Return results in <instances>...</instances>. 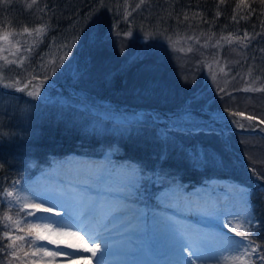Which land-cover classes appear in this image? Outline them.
Masks as SVG:
<instances>
[{"label": "trees", "instance_id": "trees-1", "mask_svg": "<svg viewBox=\"0 0 264 264\" xmlns=\"http://www.w3.org/2000/svg\"><path fill=\"white\" fill-rule=\"evenodd\" d=\"M126 1L130 6L127 11L131 13L127 17ZM139 3L140 0H36L30 10L27 5L32 0L0 2V50L18 52L23 68H32L28 79L33 76L44 79L47 75L51 81L70 85V90L62 84L51 88L62 91L65 98L39 101L42 114L35 120L39 123L37 128L36 124L18 127L0 120V188L10 179L30 175L70 151L100 154L106 145L121 146L125 153H117L115 158L133 159L143 169L142 184L150 190L159 182L190 188L214 174L222 178L238 177L253 187L255 213L260 216L259 221H264V204L255 194L264 187V124L259 122L264 120V7L259 0H224L223 3L221 0H145L137 8ZM45 6L52 12L47 20L39 21L38 8L43 10ZM36 23L40 25L39 33L31 29V34L18 35L23 33L22 28ZM7 30H13L15 35L11 39L18 38L19 45H3L1 39ZM128 32L131 35H125ZM26 36H30L27 43ZM153 36L166 41L168 53L172 52L178 68L189 66L196 73L187 82H180L179 78L175 81L180 85L171 99L168 95L174 87L163 78L154 87L164 99L149 101L142 96L144 90L139 81L146 78L147 66L168 59L167 56L158 59L157 46L153 47L156 51L145 48L144 44ZM56 41H73L74 46L70 52L54 51ZM54 54L58 56L51 57ZM53 61H60L61 69L69 68L57 76L59 71L52 70ZM182 90L183 94L177 97ZM83 92L87 102L74 96ZM8 95L16 103L29 104L30 98ZM193 98L198 101L194 106L200 116L203 111L199 105L223 108L231 120L225 126L227 129L203 128L189 135L186 141L174 134L176 142L171 143L168 138L162 141L159 137L169 123L151 112L146 115L155 122L110 121L105 125L108 130H101L100 127H106L98 123L101 118L90 107L92 100L96 104L116 106L111 109L118 111L146 108L154 112L173 108L172 102L185 107ZM230 112H242L244 116L233 117ZM34 113L32 106H21L15 111L14 121L21 125L20 120ZM249 115L257 119H246ZM234 120L244 127H238ZM254 127L256 130L250 131ZM163 148H169L166 160L165 154L161 155ZM181 166L185 168L179 172ZM176 174L181 175L180 181L175 179ZM145 203L148 209L155 205L152 194L148 193ZM9 209L15 208L0 202V220ZM15 211L11 213L17 215ZM19 217L34 222V218L24 217L23 213ZM21 227L26 225L22 223ZM4 229L0 227V264H24L19 256L32 247L18 241L22 251H18V258L10 257L3 251L10 242L1 235ZM250 239L264 245V233Z\"/></svg>", "mask_w": 264, "mask_h": 264}, {"label": "rangeland", "instance_id": "rangeland-1", "mask_svg": "<svg viewBox=\"0 0 264 264\" xmlns=\"http://www.w3.org/2000/svg\"><path fill=\"white\" fill-rule=\"evenodd\" d=\"M126 5L127 8L126 10L130 9V6L128 5L127 1H126ZM125 5V6H126ZM39 9V21H44L48 19V16L51 14V10L49 9V7H45V9H41L40 7ZM91 16V15H90ZM95 23V20H94ZM91 25V23H90ZM40 25L39 23H36L33 26L29 27V30L31 31V29H37L39 28ZM23 30V28H22ZM6 37L7 39L3 38L2 43L3 45H6L8 47V44L11 43H16L17 45H19V39H11V36L13 37L15 34L13 32V30H11V32L9 30H7L6 32ZM19 36H23V35H28V34H24L23 33H18ZM24 40V39H23ZM30 40V36H26L25 37V42H29ZM61 40V39H60ZM63 40V39H62ZM161 37H152L151 41L145 45V48L147 50L150 51H156L153 50L155 48V46H157L156 49H159V58H162L164 56H167V58H164L162 60L161 63L159 62H153L152 64L148 65L146 68V78L143 79V81H139V85H141V90H144V92L142 93V96H144L146 99H148L149 101L153 100V98L158 99V98H162L159 94H157L155 91V84L160 83V79H165L167 81V83H170L174 88L173 90H171V94L168 95V98L171 99L172 96L175 94V91L177 89V87L180 85L179 83H176L175 81L178 82V78L180 80V82H187L189 80L190 75L195 77V70H192L191 67H187V68H178L179 63L176 65L175 61L172 60L173 55L172 52L168 53V47L166 44V41H160ZM164 44V45H162ZM61 45H64L63 48H61ZM73 41H64L62 43V41H56L53 43V49L54 51H57L58 49L69 51L71 49V47H73ZM177 47V46H176ZM5 48L0 50V70L2 69H7V71H0V84L6 88L9 89L10 87H6L5 85L7 84H12L13 81L15 80H19L20 84L22 85L25 82L28 81V78H30V76L28 75V72L32 69V68H23V64H22V60L21 58H18L16 53L18 52H14V53H8L6 51ZM170 50V47H169ZM15 51V50H13ZM176 51V50H174ZM70 52V51H69ZM184 52V51H182ZM148 53V52H147ZM175 53H178V51H176ZM77 55V54H76ZM184 58V54H181ZM58 56L57 54L52 55L51 57H55ZM189 56V55H188ZM190 58V57H188ZM74 60L76 61V59H71V61ZM51 61V59L49 60ZM15 62H19L17 63L18 65H13ZM52 69L53 71L58 70L59 72L57 73V76L60 75V72H64L67 70V68H69L68 66H64V68L61 69L60 67V61H53L52 62ZM13 65V66H12ZM50 65V66H51ZM156 67L153 68V66ZM197 68V67H196ZM54 76V74H53ZM173 77V78H172ZM32 79V77H31ZM38 82H34L33 84L30 85V89L39 86L40 87V92L41 95L39 97H29L27 95V90H25L24 92H20L17 91L16 93H13L12 95H18V96H25L27 99L30 98L29 100V104H25L26 102L23 103H16V101L13 99V97H11V95H8L9 93H6L3 90H0V120H3L4 122L8 121V123H12L13 126H34L36 124V128L38 126V120L35 121L37 118H39L42 114V108L38 107L40 106L38 103L39 101H47V100H51V99H58L61 100L65 97H63V93L62 91H55L52 90L51 88L53 87H57L58 84H62L61 81L56 85L55 80H47L46 82H44L43 84H41V81H43V78L37 77ZM55 82V83H54ZM17 87H21L16 85ZM16 87V88H17ZM158 87H161L158 85ZM140 91V89H139ZM159 91V90H158ZM3 92V93H2ZM137 90L135 89V94H137ZM184 90L181 91V93L178 94L177 97H179L181 94H183ZM81 100L84 99L85 96V92H83L81 95L79 94ZM141 97V96H140ZM98 98V97H97ZM68 97L65 99L67 100ZM64 100V101H65ZM189 100V99H187ZM91 101V108L97 112V114H99L100 118L98 120V123L100 125H102L103 127L106 125V123L108 124V122L112 121V122H132V121H154L155 119H151L150 116L146 115V113H148L147 109H139V110H135V111H118V110H114L111 109V107H108L105 104H96L98 103L97 101H95L96 103H94L92 100ZM93 102V103H92ZM166 102V101H164ZM173 103V108L168 107V109L170 110L169 114L166 113L168 111V109H165V111L161 110V108L158 109V111H154L150 114H152L153 116L157 117L159 120H163L165 122L170 123L171 120L176 118V114L181 112L184 108V106H178V104ZM185 104V103H184ZM26 105L32 106V109L34 110V114L31 115L29 114V116L27 118H25L26 120H20L19 123L21 125H17L14 121L15 118V111L17 108L21 107L22 108ZM197 106H194V108ZM199 110L203 111L202 115L200 116V114L196 116V119L199 121L201 128L203 129H215L217 130L218 128L222 127V129H227V127H225L228 123L231 122L230 119H228V115L227 113L224 111L223 108H209V107H202V106H198ZM203 108V109H202ZM172 109V110H171ZM30 111V110H28ZM40 122V121H39ZM162 126V125H161ZM106 127V126H105ZM108 127V126H107ZM106 128H101L102 130H108ZM232 129V128H231ZM256 130V128H250V131ZM165 132V131H163ZM161 133H159V137L161 138V140L166 141L164 136L161 135ZM182 137L183 141H186L189 138L188 134H178ZM209 138H213L211 135L208 136ZM164 138V139H163ZM167 138L169 139V141L172 143L176 142L175 140V135L172 134L169 137L167 136ZM163 145H167L166 143ZM169 148H163L161 150V155L165 154V156H168L169 152H168ZM117 153H125L123 148L121 146L117 147V148H111L109 146L106 145L105 149L97 156H90L88 154H83V153H76V152H71V154H69L70 158L74 159H88L89 162L85 165H93L96 166L98 168L104 169H111L114 170V179L116 181H119L122 177L123 172L126 170V166H133L136 168H139V166L136 163H133V159H130L128 157H124L122 158H115L117 157ZM120 157V156H118ZM69 158V157H68ZM74 159H69L70 163L73 164L72 160ZM179 162H177L178 165ZM180 165V164H179ZM83 167V166H82ZM77 168V167H75ZM184 166H181L179 168V172H181L182 170H184ZM178 170V169H177ZM79 172L80 170H78L77 172H70L72 175H77L79 176ZM49 174L51 176H53V172L49 171L48 169H44L42 171L36 172L35 174H33V176L28 177V175L25 176H21L19 178H13L10 179V181H8L7 184H5L4 186H2V188L0 189H7V190H19V187L22 185H25V181H27V185H32L35 189L32 193L30 192H23L22 195L25 196H30V199L28 202H35V203H43V206L46 207V202H47V197L44 196L43 194L40 193V187L38 186V184H33V179L36 178L39 175H43V174ZM54 179V177H52ZM142 179L143 176L142 174L140 176H135L133 175L132 177H130V179L128 180V183L126 185V190L125 192L122 193H111V194H107L104 192V190L100 187H92L90 185H77V187H79L81 190H83L84 188L86 189L85 191L89 192L92 191L93 193L90 194L91 196H94L96 193L100 192L103 195H108L109 197H104L106 199L109 198H118L121 201V203L123 204V206L115 212L109 211L110 212V216L109 219L110 220H121L120 222H122V219H124L123 224H115V225H120L121 228H123L122 232H121V236L123 235L125 238H122L121 241H123V243H121L120 246V252L122 254L121 258L117 257V255H111L112 257L109 258V263H113V264H139L141 262H143L144 260L148 259L150 260L151 264H165L166 261L165 259H163L164 257L158 254H154L152 256H146L144 254V250L147 248H152L154 251L156 249H158L162 243V236L159 235L158 233H155L153 231L152 225H153V215H167V216H174V218H178L181 219L182 222L186 223L189 227L191 228H206L211 224V221L207 220L206 218H204L198 211L193 210V211H189L187 208V204L189 202H193L196 206H198L199 208H203L207 205H215L218 209L221 210H225V211H239L240 207H241V195H244V199L245 200H249V203L247 205L248 208V214H253L254 213V217L255 219L259 220L260 216L258 214L255 213L256 208H255V202L253 200V187H251L248 183L242 182L240 179H238V177H219L216 176L215 174L205 178L206 180L200 184H196V185H192L190 188H188L185 185L182 184H170L167 185L166 183L163 182H159V184H157L156 188H152L150 190V187H146L144 184H142ZM175 179L177 181H180L181 179V175L180 174H176ZM14 181H18L19 184L17 185L16 189H12L11 185ZM50 181V180H49ZM73 180H71L72 182ZM38 183H42V180H39ZM76 184H78L79 182H74ZM186 183V181H185ZM153 184V183H152ZM50 185L51 187L57 188L59 190H54L55 192L60 191L61 186L64 185V183L60 182L59 180H51L50 181ZM26 186V185H25ZM43 188V186H42ZM262 189V191L255 193L258 196V199H260L262 201V203L264 204V187H260ZM148 189V190H147ZM45 192V191H44ZM148 193L153 195L154 201H155V205L149 208L148 211V207L145 203V200L148 197ZM165 193H167L168 197L163 196ZM31 194L33 195L34 198L36 199H40L39 200H34L31 196ZM161 196V201L158 199V197ZM169 198V200H168ZM177 199H179V204L175 203V201H177ZM255 199V198H254ZM0 202L5 203L6 205H8V207H14L13 205H9L6 201V198L3 195V192L0 191ZM169 202L171 203V205L169 204ZM212 202H215L214 204H212ZM168 205L171 206L167 209H161V205ZM103 207H105V205H103ZM108 209V206H107ZM15 209H9L7 212L3 213L1 215V220H0V227H4V221H3V217L4 215L7 213L8 215L13 216V218H17V215L12 214L11 211H14ZM16 212V211H15ZM189 213L194 214L197 218H191L188 215H191ZM45 213L42 212H38L36 213V218L34 219V223L37 224H49L46 220H45ZM120 216H122V219H120ZM115 217V218H114ZM33 218V217H32ZM119 218V219H118ZM221 221L223 222H227V221H232L233 223H236V219H240L243 220L244 217H237L234 218L233 216H221L220 217ZM128 225V226H127ZM126 226V227H124ZM116 228V227H114ZM5 230L8 229H4L1 231V235L3 236V232ZM118 230V229H117ZM223 233L226 234L229 237H236V234L234 232H229L226 231L224 228L222 229ZM129 232H132L133 234H129ZM13 235L19 234V235H25L26 236V232H16L13 231L12 232ZM237 239H239V237H236ZM254 240L255 243L257 244H261L258 240L256 239H252ZM120 241V242H121ZM113 244L118 242V239H113ZM37 245H42V246H46L49 250H56L54 247H52V244H48L47 241H37L36 242ZM135 243V244H133ZM115 245V244H114ZM131 245H134V247H130ZM36 249L35 247H32L31 251H27L28 255L25 256L23 254V256H19V258L21 260L24 261V264H49L50 258L48 257H43L41 258V255L38 253L37 255L33 256L31 253L34 252ZM67 253V252H66ZM130 253H134L132 256H129L128 258L126 256L130 255ZM262 254V253H261ZM91 254H85L83 255V257L86 258V263L85 264H97V260L94 261V258H92L90 256ZM157 255V256H156ZM225 256H228V253L224 254ZM163 257V258H162ZM84 258V259H85ZM156 258L158 260H156ZM116 259V260H115ZM253 259L257 262V264H259V256H254ZM55 260H59V259H55ZM70 260H73V257H71ZM88 261V262H87ZM90 261V262H89ZM165 262V263H164ZM58 263V262H56ZM236 263L234 261H227V264H233ZM212 264H215V262H212Z\"/></svg>", "mask_w": 264, "mask_h": 264}, {"label": "snow or ice", "instance_id": "snow-or-ice-1", "mask_svg": "<svg viewBox=\"0 0 264 264\" xmlns=\"http://www.w3.org/2000/svg\"><path fill=\"white\" fill-rule=\"evenodd\" d=\"M2 3H9L10 0H0ZM224 0H221L223 3ZM36 3V0H32V4L27 5L31 10L32 5ZM145 3V0H140V3L136 5L139 8L142 4ZM259 3L264 7V0H259ZM103 6V4L101 5ZM47 7V6H45ZM127 8V5L125 6ZM239 7V5H238ZM131 13L125 10V17ZM187 19V16H185ZM235 19V17H233ZM37 33L40 32V29H35ZM23 32L31 34L28 27L23 28ZM125 35H131L130 32L125 33ZM247 36V33H245ZM7 39V37H4ZM30 51V49H28ZM62 57L61 59H64ZM0 71H7V69H2ZM32 79H37L33 76ZM49 79L47 75L44 76L41 84L46 82ZM20 81L15 80L12 84L5 85L6 87H14L19 85ZM31 80L27 81L21 87H17L16 90L24 92L27 90V95L29 97H39L41 95L40 87L36 86L30 89ZM223 91V89H221ZM247 91V89H245ZM198 101L193 98L183 110L176 114V118L171 120V122L165 126V132L161 135L167 139V135L172 134H188L191 135L196 131H203L199 121L196 119L197 112L194 108V105ZM230 115L233 117L244 116L242 112H230ZM246 119L254 121L257 118L255 116H247ZM260 123L264 124V120H260ZM238 127L243 128L244 125L238 120H234ZM159 158V157H158ZM165 160L166 156L163 157ZM2 167V165H0ZM83 173V174H81ZM143 173V169H139L133 166H126V170L123 172L122 177L119 181L114 179V170L111 169H101L93 165H84L79 172L80 180L79 183L73 185L74 188H77L78 191L70 192L74 198L78 200H83L85 198L88 201L92 200L91 196H88L87 192L81 190L77 185H90L92 187H100L104 190L105 193H122L126 190V185L128 180L133 175L140 176ZM151 178V176H149ZM18 181H14L11 185L12 189H16ZM26 185V186H25ZM25 185L19 187V190H7L0 189L3 192L4 197L9 205H13L17 212V218L8 215L7 213L3 217L4 228L8 229L3 232V238L10 241L6 247H3V251L8 252V255L14 259L18 258V251H22V247L17 244L18 241L27 243L30 247H35V251L31 254L33 256L38 253L41 255V258L48 257L50 258L49 264H54L55 259L59 256L68 255L67 253L59 250L61 245L65 248L74 249L77 252H87L91 253L92 258H96L99 253H101L102 248L100 244L92 242L90 245L85 241L84 236L80 235L79 231H72L71 226H62L58 228H52L49 224H37L34 222L27 221L26 219L22 220L19 217L20 213L24 214V217L31 216L34 219L36 218V213H50L53 212V208H46L43 206V203L28 202L29 197L22 195L23 192L34 191L32 185ZM244 195H241V207L239 211H225L218 209L215 205H207L203 208H199L193 202L187 204L189 211L196 210L204 218L211 221V224L206 228H191L186 223L182 222L181 219L174 218V216L167 215H153V231L162 236V243L158 249L155 251L152 248H147L144 250L146 256H152L158 254L164 257L166 264H227V261L231 260L236 262V264H257L253 259L254 256H259V264H264V245L257 244L254 240L250 239V236H259L264 233V221H259L255 219L254 213L248 214L247 205L249 200L244 199ZM34 200H39L33 197ZM163 196H167L165 193ZM109 197L108 195L100 196ZM161 201V196L158 197ZM169 200V198H168ZM122 200L118 198H109L102 201V205L108 206V212L118 211L123 204ZM97 204L101 203L100 200L96 201ZM179 204V199L175 201ZM171 205V203L169 202ZM57 216L60 213H55ZM221 216H233L234 218L243 216L244 219H236V223L232 221H227L226 223L221 221ZM104 217H101L96 222L99 223ZM25 224L26 227H21V224ZM82 224L87 225L88 221H81ZM228 228L229 231L234 232L236 237H229L223 233L222 229ZM91 231L90 228L87 229ZM26 232L25 235H13L12 232ZM65 237H74L81 243L73 244L66 243L63 238ZM30 238V239H28ZM37 241H47L48 244L56 245V250H49L46 246L37 245ZM11 250V251H9ZM228 253V256L224 254ZM25 256L28 255L27 252L24 253ZM76 258L84 259L83 256H77ZM34 264V262H33Z\"/></svg>", "mask_w": 264, "mask_h": 264}, {"label": "bare ground", "instance_id": "bare-ground-1", "mask_svg": "<svg viewBox=\"0 0 264 264\" xmlns=\"http://www.w3.org/2000/svg\"><path fill=\"white\" fill-rule=\"evenodd\" d=\"M71 180H77L76 177H69ZM56 180H59L61 183L63 180H60V178H56ZM74 184H64L61 186L60 191H54L59 190L57 188L51 187L50 181H45L43 188L40 187V193L47 197L46 202V208H53V212L45 213V220L50 223V226L52 228H58L62 226H71L72 231H79L80 235L84 236L85 241H87L90 245L92 242H96L100 244L102 251L98 254L96 258H94V261L97 260V264H113L109 263V258H111L112 254L117 255V257L122 256L120 252V246L123 241H121L122 238H125L123 235L121 236V232L123 228H121L120 225H115L117 223L123 224L124 219H122V216H120L121 220H110V212H108L107 206L103 207L102 201L106 198L102 196L100 192L96 193L94 196H91L93 192L89 190L87 192L88 196L92 197L91 201H88L87 198L83 200H78L73 197V195L68 192L67 190L71 192L78 191L77 188L73 187ZM86 190L85 188L83 189ZM45 191V192H44ZM29 199L30 196L28 195ZM100 200L101 203L97 204L96 201ZM73 206L74 210L70 211L67 209V206ZM60 213L59 216H57L55 213ZM101 217H104L102 220L97 223L96 221L99 220ZM115 218V217H114ZM119 219V218H118ZM87 220L88 224H82L81 221ZM128 226V225H127ZM116 227V228H114ZM126 227V226H124ZM91 231H88L89 229ZM118 229V230H117ZM124 231V230H123ZM129 234H133L132 232H129ZM66 243H73V244H79L81 243L74 237H65L63 238ZM113 239H118L117 243L113 244ZM121 241V242H120ZM135 244V243H133ZM56 249V245H53ZM130 247H134V245H131ZM63 252H67L68 255L59 256L55 260L54 264H85V259H79L76 258L77 256H83L85 254H91L87 252H77L74 249L65 248L63 245H61V248L59 249ZM134 253H130V255L126 256L127 258L129 256H132ZM91 256V255H90ZM71 257H73V260H70ZM116 260V259H115ZM50 262V261H49ZM58 262V263H56ZM88 262V261H87ZM90 262V261H89ZM236 264V263H233Z\"/></svg>", "mask_w": 264, "mask_h": 264}]
</instances>
